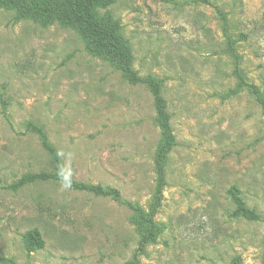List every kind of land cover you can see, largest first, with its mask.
Instances as JSON below:
<instances>
[{
  "label": "rangeland",
  "instance_id": "obj_1",
  "mask_svg": "<svg viewBox=\"0 0 264 264\" xmlns=\"http://www.w3.org/2000/svg\"><path fill=\"white\" fill-rule=\"evenodd\" d=\"M227 34L240 69L264 97V0H110L113 20L139 75L161 78L176 146L153 221L162 227L138 264H262L264 114L234 86ZM0 2V264H125L138 235L130 210L109 197L56 181L12 189L52 166L25 122L41 125L63 169L77 181L110 186L148 210L159 140L150 92L90 54L70 25L14 22ZM236 185L260 221L231 217ZM40 232L30 249L24 233Z\"/></svg>",
  "mask_w": 264,
  "mask_h": 264
},
{
  "label": "trees",
  "instance_id": "obj_2",
  "mask_svg": "<svg viewBox=\"0 0 264 264\" xmlns=\"http://www.w3.org/2000/svg\"><path fill=\"white\" fill-rule=\"evenodd\" d=\"M110 0H0V2L13 9V21L30 20L35 23L49 24L58 21L70 25L82 38L84 48L90 54L107 60L120 71L123 78L129 84L144 85L150 92L155 111V122L158 127L159 140L154 151L153 163L155 171V189L153 201L148 210L143 209L137 203L130 202L121 197L117 188L91 184L72 179L63 169L60 154L50 142L44 128L32 121L25 122V129L34 133L39 139L42 149L48 156L52 170L27 173L19 177L9 185L17 189L23 185L35 182L56 181L66 184L77 191H86L95 196L109 197L118 204L126 206L130 212V222L138 235L135 251L125 264H138L139 256L144 253L147 245L151 244L162 227L153 219V210L158 205L162 195V189L166 184L165 165L167 156L174 146L176 139L173 133L170 114L167 110L165 98L162 96V79L151 74L139 75L132 67V55L125 40L118 36V26L113 20H99L97 7L106 5ZM223 34L226 38V52L232 61V76L234 86L226 92L218 94L220 99H225L242 91H246L259 105L264 114V97L259 88L248 81L240 69V57L236 52L233 41L226 31L225 17ZM226 194L233 203V209L229 212L231 217H241L248 221H260L261 216L251 207H248L240 194L238 187L230 185ZM24 242L30 249H41L44 240L37 228L27 230L23 236ZM264 243V237H263ZM264 264V258L262 261Z\"/></svg>",
  "mask_w": 264,
  "mask_h": 264
}]
</instances>
